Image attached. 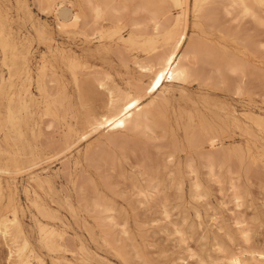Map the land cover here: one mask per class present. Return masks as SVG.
Returning a JSON list of instances; mask_svg holds the SVG:
<instances>
[{
	"label": "bare ground",
	"instance_id": "1",
	"mask_svg": "<svg viewBox=\"0 0 264 264\" xmlns=\"http://www.w3.org/2000/svg\"><path fill=\"white\" fill-rule=\"evenodd\" d=\"M7 1L9 4L5 5V11L2 10V3L0 2V96L6 100V122L5 124L0 123V132L5 131L7 134V136L0 137V200L4 196L2 175L26 171L29 175V183H33L29 187L42 188L46 184L49 186L50 179L48 171H45L46 168H41L45 172L43 176L34 173L32 169L53 157L66 156L67 152L73 150L75 145H79L92 134H96L95 144L83 148L73 159L67 158L62 164L61 169L66 172L63 177L67 176L65 180L72 184L75 192H79L77 193L79 198L85 191L90 193H87V195H90L91 198H88V202L85 204L81 201V205L84 204L82 206L85 207L84 209L87 208L91 213L96 214L95 218L99 222V225L97 223L96 225L103 228L107 233H111L112 230L119 227L120 233L125 234V225L122 224L123 222L117 221V213L112 203L101 194L96 181L89 176L90 174L86 176L90 167L99 172L106 187L110 186L109 182L113 183L109 180L112 176L121 180H128V186L135 191L134 194L138 197V201L146 207L147 212L160 209L161 219L166 224H170L172 223V212L167 209L168 196L163 193L165 189L173 188L183 197V186L187 179L189 197L194 199L204 198L206 191L204 181L201 178L203 171L200 174L199 167L205 169L206 180L220 186L222 178H224L221 171L224 168L229 170L234 164H237V159L244 158V154L239 155L236 147L224 146V137L221 135L215 121L207 119L206 114L197 105H193L192 112L186 113L185 123L180 122V116H177L175 124H173L170 121L168 109L174 96V87L183 86L189 82H198V84L203 85L216 84L215 80L228 81L225 76L231 74L234 78H236L235 76L238 78L235 80L228 77V79L238 82L233 90L245 89L247 86L245 84L247 82L250 84L253 79L254 83H257L258 80L254 77H257L255 73L256 75L260 73L256 70L258 67L251 63L253 67L256 66L253 70L251 64H249L250 62L246 63V58V61H244L241 59L243 57H236V54H233L235 53L234 50L232 53L229 51L231 49L228 50L222 43V37L228 34L229 36L232 35L231 25L233 22L235 24L237 16V22L240 21L239 17L241 19L245 17L249 21L252 19L253 25L256 24L258 27L262 26L264 28V0H32L41 13H46L53 18L55 21L54 29H51L46 23H29L28 27L26 21H17L14 17L20 18L18 16L19 11L27 9V0ZM189 12L192 15V19H190L192 20L190 21L192 22L190 26L192 30L188 36L187 18ZM247 19L246 21H248ZM244 20L243 22H245ZM237 22L236 24H238ZM223 23L225 24L223 25ZM246 24L248 23L245 22L244 26ZM241 25L237 27V31L239 27L241 28ZM257 28H254L256 29V32L254 31L255 36L257 30H264ZM245 29L243 28L242 33L239 34H243V30L246 31ZM214 30H218L220 36H216ZM123 32L127 33L124 34ZM251 32L253 31L251 30ZM55 33L58 35L76 34L82 37L88 46L91 43H97L96 52L91 54L94 59L67 49L68 47H64L57 41ZM262 34L258 32V35ZM252 35H250V38ZM243 36H240V38ZM34 39L38 45L41 44L45 47V53L36 65L32 64L33 57L30 52V45ZM244 39H240L239 43L244 44L245 42H242ZM248 39L246 38L245 41ZM250 40H248L249 43L247 41V44L245 43L251 47V49L248 47V50H252L253 47V51L255 49L254 53H261L260 50L264 48V42L260 38L259 43L258 41L251 42L253 39ZM257 47L260 49L258 52ZM84 50H89V48ZM97 54L98 56H96ZM96 58L100 61L107 60L108 65L101 66V70L99 68L93 70L92 67L96 66L95 63L98 62ZM101 64H105V61H102ZM131 66L136 69L139 77L132 80L129 87L120 86L107 73V70L113 67L127 70ZM34 69L35 75H32ZM64 71L70 73L73 84L77 89H84L89 93H98L104 96L103 107H100L101 111L89 110L85 112L81 127L75 126V122L71 124L66 121L67 110H65V117L64 110H60L64 104L65 93H67L63 87L64 93L60 91L61 75L59 73ZM254 71L255 73L252 75L251 72ZM162 72L163 79H160L159 84L156 85V80ZM250 74L253 78L249 76ZM246 76L251 77L252 80L246 78L245 81ZM233 80H231V83ZM31 82L35 84V88L41 96V102L44 105L43 116L48 117L47 119L51 118V121L47 122V128L53 126V123H57L59 120H62L64 125L61 134H59L60 136L54 137L57 139L52 137L49 140L47 137L49 142L57 147L54 149L55 147L52 146L54 147V150H52L58 151L52 153L51 149H48L52 154H55L44 159L40 157L32 143H27V135L35 136V127L38 126L37 123L29 124V117L33 114L32 104H34V98L29 91ZM258 82L261 83L260 80ZM154 85L156 86L153 87ZM230 86L227 83L224 88L229 87L231 93L233 90ZM249 87L247 90L250 89ZM62 93L65 96H62ZM146 97L149 99L144 102V98L147 100ZM44 118L42 122H44ZM53 127L57 128L56 126ZM50 130H52V127ZM178 130L183 133L187 146L184 159L180 156L175 157L177 151L174 149L175 146H172L173 150L163 152L160 146L154 144L158 132L163 136H172ZM44 131L42 133L46 134V131ZM56 131V133H60L58 130ZM55 132H53L54 136ZM50 134L52 133H49V137L52 136ZM162 135L161 137H163ZM10 141L13 142L16 149L14 154H12L11 148L13 146H11ZM22 141L25 142L26 147L21 145ZM174 142L177 143V141ZM167 144L169 146L168 142ZM167 144L163 145V148H167ZM43 145L46 146L45 143ZM177 145L176 148L178 149ZM129 161L130 170L127 175L123 165ZM253 161H256V159ZM121 180L118 179V181ZM123 184L126 185L125 182ZM128 186L126 185V187ZM61 187L65 186L62 185ZM108 188L110 189V187ZM112 188L110 190H113ZM229 188L232 202L237 207L241 206L243 198L237 184L230 181ZM62 190L66 191L65 188ZM30 192L31 189L26 187V193L29 194ZM113 194L115 195V192ZM84 195L81 198L85 199ZM130 201L128 200V202ZM128 202L127 204H129ZM31 203L43 215V218L54 217L52 211L45 207L37 197H31ZM9 212L10 217L0 213V243L5 248V250L3 248L2 250L5 251V258H3L6 264H43L41 256L35 251L21 228L16 208H10ZM214 216L212 221L216 223L217 216ZM156 221V219L151 220L152 224ZM245 222L243 219L236 218L235 224L242 240L248 243L250 235ZM38 224H40L39 221ZM52 228L51 226L48 227L47 224H40L38 228L39 236L44 246L57 251L63 247L64 237L63 234ZM105 231H102V233ZM174 232L182 236L179 228L175 227ZM68 236L66 235V237ZM68 243L70 244L71 241H68ZM66 246L69 247V245ZM80 250L84 251V246H80ZM184 251L188 252L189 257H196V253L189 246L186 245ZM217 251L222 254V259L227 264H264V249L245 251L248 255L246 256V253L242 251L231 250V252H225L217 244ZM69 252L71 253V251ZM134 253L136 254V252ZM134 256L137 264L136 257L138 255ZM141 259L139 260L141 261ZM197 260L199 263H205L201 259L197 258ZM132 261L134 263V260ZM66 262L68 261L66 260Z\"/></svg>",
	"mask_w": 264,
	"mask_h": 264
},
{
	"label": "rangeland",
	"instance_id": "2",
	"mask_svg": "<svg viewBox=\"0 0 264 264\" xmlns=\"http://www.w3.org/2000/svg\"><path fill=\"white\" fill-rule=\"evenodd\" d=\"M0 2L2 3V8H3L2 10L5 11L6 8L5 5L9 4L8 1L0 0ZM26 3L28 5L27 9H23L22 11L20 10L18 13V16L20 18L14 17V19H17V21H23V20L26 21L28 27H29V23H33V24L46 23L50 26L51 29H54L55 21L50 15L46 13H41L38 10L36 4L33 3L32 0H27ZM191 16H192L191 12H189L187 18L188 36L191 34L190 31L192 30L190 27L192 23L190 22L192 21L190 20L192 19ZM243 18L245 20L239 17L240 21L237 22L238 20V16H237V19L235 21L239 25L236 24V22L235 24L234 22L232 23L231 33L232 32L233 33L231 36H229V34L224 35L222 37V43L227 47L228 50L231 49L229 51L232 52L234 50L233 52L235 53L233 52L232 53L236 54L235 55L236 57L239 56L243 57L244 59L243 58L241 59L244 61H246L247 59L246 63L250 62L249 64L252 63L256 65L258 69L256 68V66L254 67L256 68V70H258L257 72L260 73L256 75L255 73L256 70L251 73L252 75H254L255 73V76L257 77L254 78H256L258 81L260 80L261 82V80L264 79V77H262L264 76V55H262L264 54V52H262L264 51L262 50L264 48L260 50L257 47V52L258 50H260L261 53L259 52L256 54L254 53L255 49L253 51V47L252 50L250 51L248 50L249 48L251 49V47H249V45L248 46L246 45L247 44L246 41L248 42V40L253 39L252 41L251 40L250 41L251 42L258 41L259 43V38H260L262 42H264V34H262L264 33L262 32L264 30L262 31L257 30L255 36L254 33L256 32V29L254 28H257L258 25L256 24L253 25L252 23L253 20L250 17L249 18L252 20V21L250 20L251 22L249 21V19L245 17ZM246 19L248 21H246ZM243 20L248 24L244 26L245 22H243ZM224 24L225 23H223V25ZM240 25L241 28L239 27V30L237 31V27ZM247 25L249 27H246ZM243 28H246L245 29L246 31L244 32L243 30V34L240 35L239 33H242L241 31ZM260 28H262V26H259L257 29ZM251 30L253 32L250 33ZM214 32L216 33V36H220V32L218 30H214ZM258 32H260V34L262 35H258ZM126 33L127 32H125L124 34ZM249 33L250 35L253 34L251 38L250 35H248ZM233 34L234 35L236 34L235 37ZM55 35L57 41L60 44H62L64 47L66 48L68 47L67 49L73 52L76 51L77 54L87 55V58L94 59V57H91V54L96 52L97 43L94 42L93 44L91 43L88 46V44L84 42L82 37L76 34L58 35L55 33ZM246 35H248L249 37ZM240 36L249 39L245 41L246 38L245 39L243 37L240 38ZM235 38L238 39V41H236ZM240 39L241 40L244 39V41L242 42H245L246 44L239 43ZM87 48H89V50H84ZM30 52H31V56L33 57L32 64L36 65L37 62L41 61V56L43 55V53H45V47L44 45L41 44L38 45L37 41L34 39L32 41V44L30 45ZM96 56H98V54ZM97 61L98 62L95 63L96 66L92 67L93 70H95V68L96 70L97 68L101 70V66L104 67L105 65H108L107 60L100 61L99 59H97ZM102 61L103 62L105 61V64H101ZM252 64L251 66L252 69L254 70L255 68L253 67ZM251 66L249 67L251 68ZM250 68L249 70H251ZM107 73L117 84H119L122 87H129L130 82L135 78L139 77L138 72L132 66L127 70L120 67H113L112 69H108ZM31 74L35 75V69L34 71H32ZM59 74L61 75L60 91L61 92L63 91V93H64L63 89L67 91V93H65L66 97L63 102L64 104L60 110H64L63 111L64 117H65V110H67L65 117L66 121H68L71 124H74L75 122L74 124L75 126L81 127L83 124L84 116L86 114L85 112L89 110L91 111L94 110V112L101 111V108L103 107L104 96L98 93H89L87 90L84 89L82 90L80 89L81 91H83L81 92L79 89H77L74 86L72 78L68 71H64L63 73H59ZM259 74L262 76H260ZM252 75L250 74L249 76L252 77ZM226 76L225 78L226 80H228L226 82L228 83V86L231 85L230 88L231 90H233V88L236 87V84L238 83V82H234L233 79L236 80L238 78L237 76H235L236 78H234L233 75L231 74H226ZM249 76L245 77V81L246 78L251 79V77ZM228 77H231L233 79L229 78L230 79L229 80ZM144 79H146V77H144ZM231 80H233L232 83ZM253 80L251 82L252 84L251 83L249 84V82L247 83L245 82L246 83L245 85H247L245 89H242L240 91L235 89L231 93L229 92L230 91L229 87H227L228 89L224 88L227 85V83L224 80L223 81L225 83L223 81H218V80H215L216 84L210 83L208 85L198 84V82H189L190 84L187 83L183 86L174 87V96L171 100L168 109L169 110L168 115L170 117V121L173 124H175L174 122L176 117L180 116V120H181L180 122L185 123L186 113L192 112L193 105H197L206 114L207 119L215 121L216 125L221 131V135L224 137L223 138V143L225 144L224 146L236 147L237 150L239 151V155L244 154V158L241 160L237 159L236 160L237 164L236 165L234 164L233 167H231L232 169L230 168L228 170L227 168H224L221 171V175L222 177L224 176V178H222V183L220 186H217L216 184H213L212 182L206 180V173L204 171L205 169L200 166L199 170H200V174L203 171V174H201V178L204 181L205 191H206V196L204 198H201L202 200L189 197L188 195L189 185L187 179L185 185L183 186L184 187L183 197H181V195L178 194L173 188L165 189L163 193L168 196L166 203H167V209L170 210V212H172L171 213L172 223L166 224L165 221L161 219L162 215L160 209H155L152 212L149 211L147 212L146 207L138 201V197L134 194L135 191L130 189L131 187L128 186L129 185L128 180H121L118 177L112 176L109 180L113 181V183L109 182L110 186L108 187H110V189L113 187L112 188L113 190H110L108 187H106L103 184L102 182L103 178H101L99 172L96 171L93 167H90L87 170L86 176L90 174L89 176H91L96 181L97 187L101 192V194L105 196L110 203H112L117 213L116 214L117 221L120 223L123 222L122 224L125 225L126 233L125 234L120 233L119 227L112 230L111 233H107L105 230H103V228L98 226L99 222L95 218L96 214L94 212L91 213L89 209L86 208L88 210L87 211L86 209H84L85 207H82L86 202H88V198H91L89 197L90 195L89 196L87 195V193L89 192L85 191L83 193L85 194L84 195L85 199L81 198L83 194L82 195L80 194L81 195L80 196L81 199H80L78 197L79 194H77L79 192H75L72 184L68 180H65L67 179V176L65 178L63 176L66 174V172L63 169H61L62 164L67 160V158L73 159V157L76 156V154L80 152L83 148L89 145L91 146L96 141V137H97L96 134H92L91 136H89V138L84 140V142L79 143V145H75L73 147V150L68 151L70 153L72 152L71 154L67 152L68 155L66 154V156L60 155L57 156L56 158L53 157L49 161L39 164L32 169L34 173L40 175L42 174L41 176H43L45 172L41 168L42 167L46 168L45 171H48L49 173L48 174L50 179L49 186L46 184L42 188L29 187L33 185V183L32 184L29 183V179H28L29 175L27 174L26 171L25 172L22 171L24 174L22 172H16L8 175L6 174L2 175L1 181L4 188L3 190L4 196L0 200V213L6 217H10L11 216L9 212L10 208L12 207L16 208L21 228L26 234L27 238L30 240L31 245L33 246L35 251L39 254V256H41L43 260V264H130V261L132 262L131 264H136L135 256H134L136 254L138 255L139 259L145 258L143 260L141 259L140 261L139 259H137L138 257H136L137 264H149V263L150 264H154V263L156 264H184V263L227 264L225 260L222 259V254L217 251V244H219L225 252H231V250L247 252L250 250L258 251L259 249L260 250L264 249V96H262L264 95L262 94L264 93V80H262L261 82L262 84L260 83L261 85L259 84L258 81L255 84ZM222 83L224 84L222 85ZM242 84L244 85V83ZM30 85L31 87H29V91L31 92V96L34 98V104H32L33 114L31 115V117H29V124L32 125L34 123L35 124L37 123L39 127L38 126L35 127L36 128L35 136H32L30 134L27 135V143H32L35 146L36 150L38 151L40 157L44 159L51 155H54L58 151V150L53 151L57 147L56 145L50 143L49 140L52 137L53 139H57L54 137H57L59 134H61L64 125H63V121L59 120L57 123L54 122L55 125L53 123V126H56L57 128L53 126H51L52 130H50L51 127L47 128V124L49 123L48 121H51V118L47 119L48 117L46 118V116H43L44 105L41 102L42 101L40 98L41 96L38 94L35 88V84L31 82ZM250 85L254 86V87L252 86L253 90L251 89L252 87ZM248 87L250 88L249 90H247ZM63 93L62 96H65L63 95ZM81 94H83L84 96ZM146 98L147 100L144 98L143 100L144 102L148 101L149 99L148 97ZM67 100H69V102H67ZM83 102H85L86 104ZM195 102L197 103L194 104ZM5 103H6L5 98H1L0 96L1 124H5L6 122ZM68 104H72V105H68ZM60 112L62 113V111ZM43 117L47 119L46 120L44 118V122H42ZM43 123H45L44 124L45 126L43 125ZM43 130L46 131V132L44 131L46 134L42 133ZM56 130H58V132L60 133H56L57 132ZM53 132H55V136ZM49 133H52L50 134L52 136L49 137L48 136ZM161 135L162 134L158 132L156 136L157 139L155 138L154 144L156 146H160L163 152L167 150H173L172 146H175V148L173 147L174 149L177 150V151L175 150L176 151L175 157L180 156L182 159H184L185 149L187 146L185 143V137L183 133L180 130H178L176 133H173L172 136L162 135L163 137H161ZM4 136H7V134L5 133V131H1L0 137H4ZM41 137L44 139H42ZM47 137L49 138V140ZM174 141H177V143ZM42 142L43 144L45 143L46 146H44L43 144L41 145ZM47 142L49 145L47 144ZM167 142L169 143V146ZM175 143L176 145L178 144L177 145L178 149L176 148V145H174ZM10 144L11 146H13L12 141H10ZM166 144L168 147L163 148V145ZM21 145H24V147L27 146V145L25 146L24 141H22ZM52 146H54L55 148ZM11 149H12V154H14L16 149L14 148V146ZM48 149L49 150L51 149L52 153L53 152L55 153L52 154L51 151H49ZM255 159L256 161H253ZM129 164L130 161L128 163L127 162L124 163L123 165L125 169V173L127 175L130 170ZM61 173L64 174L62 175ZM10 179L12 182L10 181ZM118 179L121 181H118ZM123 181L128 187H126V185L123 184L124 183ZM230 181H233L237 184L238 190L242 195L243 202L242 205L239 207L235 206L231 200V190L229 188ZM62 185L65 187H61ZM26 187L31 189V192L29 194L26 193ZM64 188L66 189V191L62 190ZM109 191H111L112 193L111 192L109 193ZM113 192H115V195L113 194ZM116 195H118L119 197ZM128 195L130 197L131 196L133 197L130 198ZM31 197L32 198L37 197V199L41 203H43L45 207H48L52 211L54 217L43 218V215L31 203ZM77 197L79 198L78 202L76 200ZM127 199L129 201L132 199V201L128 202ZM81 201L84 202V204L82 203L83 205H81ZM127 202L129 204H127ZM130 204L132 205V207ZM214 215L217 216L216 223L212 221ZM236 218L243 219L244 221H246L245 223L247 224L250 235V239L248 243L242 240L237 230L235 224ZM152 219H156L157 220L156 223L152 224L151 222ZM38 221L41 225H43V223L47 224L48 227L51 226V228L53 227L52 229L63 234V237L66 239L63 238L64 245L63 247H61L60 250L57 251L51 250L46 246H44L39 236L40 234L38 228L40 224H38ZM96 223L98 225H96ZM175 227L181 230L182 236L174 232ZM102 231L105 232L102 233ZM66 235L67 236L69 235L68 236L69 238L66 237ZM70 237L73 239H71ZM111 239H113V241H111ZM68 241H71V243L69 244ZM65 242L66 245H69V247L65 245ZM186 245L189 246L191 249H193V251L196 253V257L195 256L193 258L189 257L188 252L184 251ZM80 246H84V251L80 250ZM2 248L3 246L0 243V264H6V261L4 260L5 251H3ZM3 249L5 250V248ZM123 250H125L124 251L125 254ZM69 251L73 253L71 254ZM134 252H136V254ZM127 256L131 258H128ZM246 256H248L247 253ZM197 258L203 260V262L205 263H199ZM66 260L68 262H66ZM132 260H134V263ZM142 261L143 263H141Z\"/></svg>",
	"mask_w": 264,
	"mask_h": 264
},
{
	"label": "snow or ice",
	"instance_id": "3",
	"mask_svg": "<svg viewBox=\"0 0 264 264\" xmlns=\"http://www.w3.org/2000/svg\"><path fill=\"white\" fill-rule=\"evenodd\" d=\"M160 79H163V72L161 73V76H160L159 78H157V80H156V85L159 84ZM156 85H154L153 87H155ZM129 106L131 107L132 105H129Z\"/></svg>",
	"mask_w": 264,
	"mask_h": 264
}]
</instances>
